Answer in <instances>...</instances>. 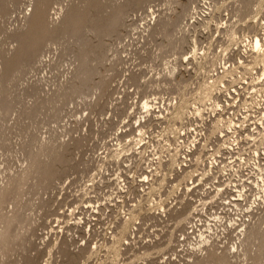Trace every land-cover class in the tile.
Instances as JSON below:
<instances>
[{"label": "rangeland", "instance_id": "rangeland-1", "mask_svg": "<svg viewBox=\"0 0 264 264\" xmlns=\"http://www.w3.org/2000/svg\"><path fill=\"white\" fill-rule=\"evenodd\" d=\"M244 1L48 0L47 21H43L36 13L38 0H0V74H3L0 85L4 84L0 89L8 94L7 100L10 99L9 102L6 100L10 103V111L5 114L6 116L0 109V187L9 185L10 178L22 175L24 169L28 167L31 154H34L36 149L40 157L37 158V162H40L37 166L42 163L39 165L40 168H36L40 169L39 171L32 172L33 174L40 172V176L36 175L39 178L32 173L27 174L26 171L25 174L29 177L23 174L22 178H25L17 184L18 190H11L12 193L0 206L1 215L11 217L14 212L12 215L19 226L18 228L14 220L12 225L5 220L0 222L1 226L3 224L1 229L5 228L4 224L11 226L10 228L6 226L9 228L7 233L10 238L8 236L7 247L1 251L3 257H0L3 260L0 264H44L47 258L48 264H191L200 258L202 260L207 247L220 254L226 253L227 263L215 259L209 262L203 260L198 264L256 262L260 252L257 243L250 246L249 244L241 246L240 242L238 243L239 232L243 227L239 225L241 221L251 218H256L254 220L257 221L260 220L261 213L264 214V194L259 193L255 186L250 187L252 185L250 179H248L250 184L244 185L245 191H242L245 196L240 198L236 196L239 187L231 188L235 181L229 179L224 185L219 183L221 192L212 197L218 183L213 184L212 191L205 188L211 186V180L218 182L217 177L212 176L213 179L207 180L205 175L189 181L187 173L191 175L193 171L188 172L186 167L180 169L174 181L172 178L176 175L174 164L164 167L167 173L164 179H159L158 185L145 192L139 183L144 180V173L148 170L145 165L147 155L132 156L137 140L138 120L142 121L146 115L141 108V102L155 91L163 95L160 101L163 106L169 102V95L173 100L181 97V85L188 86L184 91L186 106L183 114L179 119L170 120L167 126L168 131L178 126V130L185 128L180 130V133L188 131L184 137L183 149L190 147L193 139H196L195 136L192 137L195 126L200 129L206 128L204 133L207 134L214 113L211 111L209 101L211 98L204 100L198 90V85L202 86L206 79V72L197 66V62L202 52L205 55H213L216 49H220L223 55L229 54V48L236 47L234 55H240L238 48L244 35L255 33L254 20L264 8L263 4L259 14L251 19L252 17L241 11ZM254 1L249 0V5ZM242 13L246 17L241 18ZM116 15L119 20L114 19ZM32 18L38 21L35 23L37 26L34 24L35 27L31 22ZM51 21L54 23L51 24ZM40 22L44 28L38 26ZM162 24L166 25L165 29H162L164 28ZM65 29L72 34L64 33ZM23 33L27 37L21 36ZM33 34L36 35L35 39ZM71 35L76 37L73 38ZM171 39L175 43L174 46L176 45L173 50L170 49ZM19 47L22 52L20 50L16 55ZM23 47L25 49H22ZM34 52V59L38 60L33 62L34 65L25 64L27 68L25 66L22 68L24 63H31V60H28ZM85 58L88 61H84ZM203 60L204 58L202 62ZM76 64L84 66L87 64L86 68L90 66L89 68L93 69L88 68L91 75V78H88L91 81L87 78V73L84 74L86 77L82 74L81 78H76L73 72ZM16 68L27 70H17L16 77L9 81L11 77L9 75H12ZM94 68L98 74L94 73ZM171 70L174 73L172 75L169 74ZM91 73H94L93 77ZM132 75L137 78L136 82L129 77ZM77 79L83 82L88 79L89 81L84 82H87L88 89L84 83L81 82L83 86L80 85ZM6 80L8 82H5ZM68 82H73L74 85ZM95 84L98 85L96 88ZM8 86L10 87L7 91ZM69 86L71 91H64V88L70 90ZM78 86L79 90L76 92L75 88ZM216 87L217 83L214 88ZM214 88L212 93L216 90ZM55 91H59V94L61 91L68 94L64 95V100H67L64 102L63 94L61 96L57 92L54 94ZM72 92L81 94L73 95ZM53 95H59L62 99L57 102L51 98ZM68 98L71 100L68 101ZM48 100L52 101L53 106L50 103L49 106L53 107V110L49 109ZM194 101L197 103L199 101L201 108L199 113L190 108ZM53 102H57L56 106L59 107L55 109ZM31 106H34L33 113ZM55 112L59 114H55L57 116L54 117L52 114ZM158 114L159 112L148 113V117H145L150 121L146 126L149 132L146 144L155 150L154 158H159L164 150L161 139L166 133L163 132L166 119L162 118L165 113L160 116ZM192 116L193 118H190ZM218 119L212 121V124L216 123L217 128L220 121ZM172 121L175 124H172ZM219 130L222 131L221 128ZM214 133L208 135L205 140H199L201 146L198 150L203 156L207 155L206 149L210 144L217 142L218 132ZM42 141L44 143L50 141L49 144L58 142L55 147L56 151L60 152L53 150L55 149L53 144L51 151L55 152L54 156L47 158L52 153L50 150L48 155L46 151L39 152L38 147ZM60 142L64 144L59 145ZM110 143L114 144L112 145L114 148ZM261 146L264 149L263 145ZM104 149H107L106 152H110L109 154L114 150L119 154L109 157L107 169L102 167L100 173L97 171L93 178V186L86 190L84 182L93 171H96L95 168L99 165V162H96L97 154ZM29 151H32L30 155ZM43 153L46 155V161ZM163 170L162 168L161 171ZM254 172L253 174H256ZM126 180L129 182L126 183L127 189L121 187L118 182L124 183ZM37 182L41 185L43 182L47 184L39 186ZM235 197L237 198L234 201L239 205L234 206L232 202L228 205V201ZM74 199H78L76 205L84 208L83 213L78 216L82 218L77 224L73 223L68 211L69 205L71 209L74 206L70 204L75 201ZM222 208L228 213L225 211L223 213ZM189 209H191L189 212L194 214L190 217L192 222L194 221L193 225L186 223V220H178L183 217L180 215L181 212ZM126 220L127 227L123 225V221ZM19 223L24 228H21L22 225ZM201 231L203 237L199 235ZM18 232H22L21 235ZM16 234H19L18 240L13 239L17 238ZM262 262L259 264H264V261Z\"/></svg>", "mask_w": 264, "mask_h": 264}, {"label": "built area", "instance_id": "built-area-1", "mask_svg": "<svg viewBox=\"0 0 264 264\" xmlns=\"http://www.w3.org/2000/svg\"><path fill=\"white\" fill-rule=\"evenodd\" d=\"M260 12L261 13L254 20L256 28L255 33L253 35L250 33L245 34L241 41L240 48H238L240 55H234L237 48L233 47L229 48V54L223 53L222 55V51L220 52V49H216V52H213L211 57H203L205 59L203 60L205 64L207 62L209 65L211 59L217 62L216 69L218 74H220V80L217 82L216 90L213 91L211 99L209 100L211 111L214 113L211 123L209 124L210 128L208 127L207 134H205L204 130L206 128H202V130L200 127L195 126L196 131L195 129L192 130V137L195 136L196 139H193L190 147L185 149L182 148L185 141L184 137L188 134V131L183 134L180 133V130L185 129L184 127L180 130H178L179 126L173 127L170 131L167 130L170 120L173 119H167L165 114L168 113L169 109L178 100L174 101L172 96L169 95V102L162 106L160 101L163 95L160 92L155 91L148 97L147 100L152 103V105H155V108H157V105L160 106V108L156 109V112L162 110V112L165 113L164 119H166V121L164 123L166 127H163V129L165 128L163 132L166 133L161 139L162 148H164V150H162V154L159 158H154L155 150L147 146L149 137L148 129L141 141H139V135L137 134L132 156L134 157L135 154L147 155V162L145 165H147L148 170L144 173V180H141V183L138 182L140 186L144 187L143 191L148 192L152 187L158 185L159 179H164L165 177L166 171L164 167L173 166L174 164L176 165V175L172 176L174 181L179 175L180 169H185L186 167L188 168V172L193 171L189 176V181L193 179L196 180L199 177L202 178L205 175H207V180H211L212 176L217 177L219 181L213 182L212 180L210 183L211 186L205 188L207 191H212L213 184L223 183L224 185L229 179L235 181L232 183L231 188L233 189L241 185L242 187L243 185L248 186L250 184L248 179L256 177V174H253L254 169L255 171L257 170V168L253 166L254 161L263 167L264 149H262L261 146L258 148V144L261 139H264V57L261 58L259 54L257 57V51L254 50L251 45L255 35L264 45V8ZM214 75L216 74L214 73ZM194 102V104H190L192 111H195V107L200 108V104H198L197 101ZM214 104H216V106ZM190 118H193V116ZM215 118H219L222 122L219 123L217 130L212 131V121ZM229 120H232V122L226 123V121L229 122ZM172 124H175V122ZM227 125H229L230 128H226ZM220 128L222 132H220ZM217 132L218 134H216ZM213 133L216 134L217 142L210 144L206 149L208 157H205L207 155L203 156L201 151L198 150L199 146H201L199 140H205L208 135L210 136V134ZM112 143L115 142L112 141ZM112 143H110V145H112ZM195 146L198 147L194 149ZM106 151L107 149H104L103 152L97 154L96 162H99V165L96 166V171H93L85 180L84 187L86 190L91 189L93 186V178L97 174V171L100 173L102 167L107 169L109 163L108 159L112 155L109 154L110 152ZM208 165L211 168V172H203L205 168H208ZM156 166L158 168H155ZM161 167L164 169L163 171H161ZM118 177H120V175ZM118 182L121 187L127 189L128 186L126 183H129L127 180L124 181V183ZM69 185L70 183H68V186ZM236 198L237 197L232 199L231 202L233 203ZM74 200L73 203H70L74 206L71 209V205H69L70 208L68 211L73 219V223L77 224V221L82 218L78 216L83 213L84 208L76 205L78 199ZM228 205H230V203ZM138 207H140V205H138ZM130 208L133 207L131 206ZM136 208L137 207H134V209ZM221 210L224 213L225 210L223 208ZM225 212L228 213L227 211Z\"/></svg>", "mask_w": 264, "mask_h": 264}, {"label": "bare ground", "instance_id": "bare-ground-1", "mask_svg": "<svg viewBox=\"0 0 264 264\" xmlns=\"http://www.w3.org/2000/svg\"><path fill=\"white\" fill-rule=\"evenodd\" d=\"M32 1V0H31ZM249 0H245L244 1V6H242V9H241V11L244 13V14H247V16L249 15L250 17H252L251 19H253V17H256V15L257 14H259V11L261 10V8L263 7L262 5L264 4V0H255L253 3H251V5H249V2H248ZM251 1V0H250ZM47 2H48V0H38V4H37V11H36V13H38L37 14V17L39 16V17H42L43 18V21L44 20H46L47 21V18H46V5H47ZM241 3H243V2H241ZM83 4V3H82ZM83 8V7H82ZM81 8V9H82ZM238 8V7H237ZM78 11H80V9H77ZM238 10V9H237ZM75 11V10H74ZM251 14H250V13ZM48 13V12H47ZM76 13H77V11H76ZM76 13H74V14H76ZM242 13V15H240L241 16V18L244 16V17H246V15H244ZM68 14V13H67ZM78 14V13H77ZM80 14V13H79ZM121 14V13H120ZM120 14H118V15H120ZM125 14H126V12H125ZM125 14H123V17L125 16ZM128 14V13H127ZM126 14V15H127ZM241 14V13H240ZM118 15H116V16H114L113 18L114 19H116V18H118ZM31 17V16H30ZM33 17V16H32ZM36 17V16H35ZM35 17H33V18H35ZM32 18V23H33V27H35L34 26V24L37 22L38 23V21H35L36 19H33ZM71 18V17H70ZM125 18V17H124ZM124 18L122 19L123 20V22H124ZM31 19V18H30ZM41 19V18H40ZM126 19V18H125ZM69 20V19H68ZM71 20V19H70ZM117 20H119V18L117 19ZM243 20V19H242ZM28 21V20H27ZM40 21H42V20H40ZM49 22H50V20H48ZM110 21H111V19H110ZM116 22V21H115ZM29 23V22H28ZM27 23V24H28ZM45 23V22H44ZM53 23H54V21H53ZM52 23V21H51V24H53ZM67 23H69V22H67ZM112 24V23H111ZM117 25L118 23H114V25ZM161 24V23H160ZM36 25V24H35ZM63 25V24H62ZM67 25V24H66ZM122 25H123V23H122ZM37 26V25H36ZM38 26H42L43 27V25H42V22H40V25H38ZM47 26V25H46ZM48 26H49V23H48ZM162 26H163V24H162ZM165 26L166 25H164L163 27L164 28H162V29H165ZM52 27V26H51ZM86 27V26H85ZM110 27V26H109ZM44 28V27H43ZM47 28V27H46ZM63 28V27H62ZM67 28H68V25H67ZM89 28V27H88ZM24 29V28H23ZM48 29V28H47ZM87 28H85V30H86ZM37 30V29H36ZM41 30V29H40ZM46 30V29H45ZM56 30V29H55ZM74 30H76V29H74ZM230 30H232V29H229V31ZM43 31V30H42ZM87 31H89V29L87 30ZM93 31V30H92ZM228 31V30H227ZM33 32H35V31H33ZM38 32V31H37ZM37 32H35V33H37ZM53 32V31H52ZM67 31H66V29H65V32L64 33H66ZM69 32V31H68ZM66 33L67 35L70 33V34H72V32L70 31L69 33ZM84 32V31H83ZM109 32V31H108ZM165 32V31H164ZM163 32V33H164ZM25 33V32H24ZM24 33L23 34H21V36L23 35V37H27V36H25L24 35ZM64 33H62V34H64ZM74 33V32H73ZM86 33V32H85ZM94 33V32H93ZM110 33H112V32H110ZM113 33H114V31H113ZM228 33H230V32H227V34ZM26 34V33H25ZM77 34V33H76ZM108 35H109V33H107ZM34 35V34H33ZM66 35V36H67ZM164 35V34H163ZM169 35V33H167V35L166 36H168ZM19 36V35H18ZM31 36V35H30ZM35 36L36 35H34V37H33V39H35ZM38 36H40V34L38 35ZM51 36V35H50ZM49 36V37H50ZM72 36V35H71ZM107 36V35H106ZM109 36H111V34L109 35ZM229 36V35H228ZM22 37V38H23ZM45 37V36H44ZM73 37V36H72ZM74 37H76V36H74ZM73 37V38H74ZM88 37V36H87ZM40 38V37H39ZM39 38H37V39H39ZM42 38H43V33H42ZM55 38V37H54ZM80 37H78V39H79ZM21 39V38H20ZM24 39V38H23ZM32 39V38H31ZM56 39H58V38H56ZM55 39V40H56ZM81 39V38H80ZM50 40H53V39H50ZM181 40H183V39H181ZM46 41V40H45ZM49 41V40H48ZM48 41L46 42V43H48ZM78 41V40H77ZM16 42V41H15ZM35 42V41H34ZM33 42V43H34ZM184 42V41H183ZM21 43V46H23L22 45V41L20 42ZM20 43H19V45L18 46H20ZM25 43V42H24ZM40 43V42H39ZM78 43V42H77ZM170 44H171V50H173V49H175L176 47V45L174 46V44L175 43H173V39H171L170 40V42H169ZM18 44V43H17ZM37 44V43H36ZM71 44V43H70ZM46 45V44H45ZM86 45V44H85ZM84 45V46H85ZM251 45H252V48L254 49V50H256L257 51V57H258V54H259V56L261 57V58H263L264 57V45L262 44V42H261V40L255 35V37L253 38V40H252V42H251ZM83 46V47H84ZM17 47V46H16ZM17 49V48H16ZM15 49V50H16ZM22 49H25L24 47L22 48ZM194 49V48H193ZM20 47L18 48V50L16 51V55L17 54H19L20 53ZM80 50V49H79ZM196 50V49H195ZM194 50V51H195ZM25 51V50H24ZM204 51V50H203ZM12 52V51H11ZM21 52H22V50H21ZM40 52V51H39ZM102 52V51H101ZM174 52V51H173ZM14 53V52H13ZM41 53V52H40ZM93 53V52H92ZM29 54V53H28ZM206 54H208V52L206 53ZM212 54V53H211ZM14 55V54H13ZM104 55V54H103ZM210 55V54H209ZM209 55H205V53L204 52H202L200 55H199V58H200V60L197 62V66H199L200 68H202V69H205V76H206V79L204 80V83L202 84V86H200V85H198V90H200L199 92L201 93V96L202 97H204L203 99L205 100L206 99V101L207 100H209L210 98H211V95H212V89L216 86V83L220 80V74H218V72H217V69H216V62H215V60L214 59H211V61L209 62V65L207 64V66H206V64H205V62H202V58L203 57H207V56H209ZM6 56H7V54H6ZM9 56V55H8ZM34 56H35V52L34 53H32V55H31V57H30V59L28 60V61H30L31 63H29L28 61V63H24V65H22V68H24L23 66H25V64H27V65H34V63L38 60L37 58V60H35L34 59ZM212 55H210L209 57H211ZM29 57V56H28ZM86 57V56H85ZM6 59H7V57H5ZM10 58H11V56H10ZM103 57H101V59H102ZM161 58V57H160ZM196 59H197V57H195ZM4 59V58H3ZM28 59V58H27ZM82 59V58H81ZM80 59V60H81ZM84 59V58H83ZM87 58H85V60L84 61H88V60H86ZM98 59V58H97ZM100 59V58H99ZM34 60V61H33ZM75 60H76V58H75ZM205 60V59H204ZM23 61H24V59H23ZM40 61V60H39ZM38 61V62H39ZM97 61V60H96ZM8 62V61H7ZM7 62H5V63H7ZM25 62V61H24ZM34 62V63H33ZM18 63V62H17ZM33 63V64H32ZM77 63H79V62H77ZM81 63V62H80ZM83 63V62H82ZM97 63V62H96ZM102 63V62H101ZM203 63H204V65H203ZM12 64H14V63H12ZM20 64H23V63H20ZM20 64H18L19 66H20ZM6 65H8V64H6ZM30 65V66H31ZM77 65L78 64H76V67H75V69H76V71H75V69H74V73L76 74L75 76H77L76 78H78V77H80L82 74V76L83 77H86V75H84V74H86L87 73V78L89 77V78H91V75H90V72H89V70H88V68L90 67V66H88V68H86L85 66H87V64H85V66H84V64H81V65H78V67H77ZM15 66H17V65H13V67H15ZM202 66V67H201ZM18 67V66H17ZM21 67V66H20ZM26 67V66H25ZM9 68V67H8ZM12 68V67H11ZM21 68V70H25V69H22ZM29 68V67H28ZM32 69H33V67H31ZM90 70H93L92 68H89ZM171 69H173V68H171ZM6 70H9V69H6ZM20 70V68H16L15 69V71L14 72H12V75H9V76H11L10 77V79H8L9 81L13 78V77H16V72H18V71ZM20 70V71H21ZM27 70V69H26ZM25 70V71H26ZM88 70V71H87ZM97 69L96 68H94V73L96 74V71ZM88 72H89V74H88ZM1 73H2V70H1ZM21 73V72H20ZM20 73H18V74H20ZM94 73H91L92 74V77L94 76L93 74ZM214 73L216 74V75H214ZM6 74V73H5ZM97 74H98V72H97ZM169 74H174L173 73V70H171V71H169ZM1 75H3V74H0V76ZM15 75V76H14ZM90 75V76H89ZM23 76V75H22ZM75 76H73V77H75ZM2 77V76H1ZM73 77H71V78H73ZM134 82H136L137 81V78L136 77H134L133 75L132 76H129ZM9 78V77H8ZM75 78V79H76ZM81 78V77H80ZM79 78V79H80ZM88 78V79H89ZM1 80H0V82L1 81H3L2 79H3V77L2 78H0ZM15 79V78H14ZM14 79H13V82H14ZM86 80L85 79V81H89V80ZM8 80H6L5 82H8ZM71 81L73 80V79H70ZM78 80V79H77ZM16 81V80H15ZM78 81H80V80H78ZM84 81V82H85ZM91 81V80H90ZM99 81V80H98ZM97 81V84L101 81H99L98 82ZM17 82V81H16ZM81 82L82 83H84L83 82V80L82 81H80V85H82L83 86V84H81ZM201 82V81H200ZM2 83V82H1ZM11 83H12V81H11ZM69 83H71V82H68V84ZM87 83V82H86ZM86 83H84L85 85L84 86H86ZM169 84H171L170 82H168ZM5 84H8V83H5ZM71 84H73L74 85V83L72 82ZM186 84V83H185ZM75 85H77V84H75ZM102 85V84H101ZM178 85V84H177ZM190 85V84H189ZM1 86V88H2V86H4V84L3 85H0ZM59 86H61V85H59ZM62 86H63V84H62ZM61 86V87H62ZM68 86V85H67ZM81 86V87H82ZM89 86V85H88ZM98 86V85H94V88H96V87ZM176 86V85H175ZM10 86H8V87H6V90H7V88H9ZM60 87V88H61ZM63 87H66V85H64ZM70 87V90H68V88H64V91L65 90H67L68 92H70L71 91V86H69ZM75 87V86H74ZM101 87V86H100ZM181 88H180V90H181V92H182V94H180L181 95V97H179L177 100L178 101H176L175 102V104L169 109V111H168V113H166L165 114V116L167 117V119H169V118H174V119H179L180 118V116H181V114H183V110L185 109V106H186V97H185V93H184V91H185V89H186V87H188V86H180ZM60 88H58V89H60ZM3 89H5V87H3ZM81 89V88H80ZM85 89V88H84ZM86 89H88V87L86 86ZM191 89V88H190ZM197 89V88H196ZM196 89H195V91H196ZM216 88H214V90H215ZM57 90V89H56ZM62 90V89H61ZM74 89H73V87H72V91H73ZM75 90H76V92H77V90H79V86L78 87H76L75 88ZM179 90V91H180ZM8 91V90H7ZM63 91V90H62ZM62 91H61V94H59V91L57 92V91H55V93L54 94H59L60 96L63 94V99L62 98H60L59 97V95L57 96H55V95H53L54 97H51V98H53V99H55L57 102L59 101V99L61 100H64V97L65 96H67L68 94H66L65 92H63L62 93ZM83 90L81 89V91L80 92H82ZM178 91V90H177ZM189 91V90H188ZM57 92V93H56ZM74 93V92H72L71 94H73V95H75V94H81V93ZM87 92V91H86ZM180 92V93H181ZM191 93V92H190ZM193 93V92H192ZM66 94V95H65ZM189 94V93H188ZM65 95V96H64ZM83 95V94H82ZM81 95V96H82ZM6 96H8V94L7 93H3V90L2 89H0V109H1V112H2V114H8V112L10 111V103H8L9 102V98H8V100H7V98H6ZM69 96H71V95H69ZM83 97V96H82ZM146 97V96H145ZM46 98V97H45ZM48 98V97H47ZM46 98V99H47ZM73 98V97H72ZM176 98V97H175ZM2 99H4V100H2ZM49 99V98H48ZM53 99H50V100H53ZM58 99V100H57ZM69 99V98H68ZM6 100L8 101V102H6ZM50 100H48L47 102H48V106L51 104V106H53L52 105V101L51 102H49ZM55 100H54V102H55ZM67 100V99H66ZM66 100H64V102L66 101ZM71 99H69L68 101H70ZM175 100V99H174ZM44 102H45V100H44ZM53 102V103H54ZM57 102L56 103H54V107H55V109L56 108H58L59 106L57 105L56 106V104H57ZM50 103V104H49ZM173 103V102H172ZM199 103V102H198ZM34 104V103H33ZM40 104H42V103H40ZM191 104H193V103H191ZM42 105H44V104H42ZM42 105H39L40 107L42 106ZM46 106H47V104H45ZM215 106H216V104H214ZM51 106H49L50 108L49 109H52L53 107H51ZM32 107V106H31ZM34 107V106H33ZM33 107L31 108V110L33 109ZM156 106L155 105H152V103H150L148 100H147V98L145 99V100H143L142 102H141V108L144 110V112H145V116H143V119H142V121L139 119L138 121H139V123H138V125L139 126H137L138 127V135H139V141H141V139H143L142 137H143V135L147 132L146 130H145V128H146V126H148V122L150 123V121H149V119L148 118H145L147 115H148V113L149 114H151V113H154V112H156V109L157 108H160V106L159 105H157V108H155ZM196 109H195V111L197 112V113H199L200 112V109H199V107H195ZM153 109V110H152ZM167 109V108H166ZM35 110H36V108H35ZM53 110V109H52ZM59 110V109H58ZM58 110H56V111H58ZM168 110V109H167ZM55 111V110H54ZM54 111H52V113L54 112ZM59 112V111H58ZM157 112H159V116H160V114H163V112H162V110H158ZM32 113H33V110H32ZM35 113V112H34ZM55 114H57L56 112L54 113V114H52V116H54ZM59 114V113H58ZM57 114V115H58ZM5 115V116H6ZM57 115H55V116H57ZM54 116V117H55ZM164 116V115H163ZM148 117V116H147ZM158 117V116H157ZM162 118H164V117H162ZM147 119V120H146ZM217 120V119H216ZM220 120V119H219ZM147 121V122H146ZM215 121V120H214ZM221 121V120H220ZM220 121H219V123H220ZM228 122V121H227ZM232 122V120H229V123H231ZM215 122L212 124V126H211V129H212V131H215L216 129H217V125L215 126ZM133 126V125H132ZM226 127H229L230 128V126H226ZM169 128V127H168ZM210 128V127H209ZM137 129V128H136ZM147 129V128H146ZM211 132V131H210ZM222 132V131H221ZM115 136V135H114ZM120 137V136H119ZM119 137H117V140H118V138ZM136 139H137V137H136ZM54 140V139H53ZM111 140V139H110ZM120 140V139H119ZM122 140V139H121ZM209 140V139H208ZM52 141V140H51ZM135 141V140H134ZM138 141V142H139ZM32 142V141H31ZM46 142V141H45ZM50 142V141H49ZM49 142L47 141V143L49 144ZM122 142V141H121ZM41 143V145L39 144V146L40 147H38L39 148V152H45L46 151V154L48 155L49 154V152L52 150V148L54 147L55 149H53L55 152H57L56 151V147H57V143L56 144H54V142H53V144H54V146L52 147V145L53 144H51V147H50V144L49 145H47V143H44L43 141L42 142H40ZM64 143H61L60 142V144L59 145H63ZM116 144V143H115ZM55 145H56V147H55ZM112 145H114V144H112ZM111 145V146H112ZM231 145V144H230ZM261 145H263V147H264V139H261V141H260V143H259V145L258 146H261ZM59 147V146H58ZM62 147V146H61ZM262 147V146H261ZM112 148H114V146H112ZM117 148V147H116ZM115 148V149H116ZM120 148V147H119ZM119 148H117V149H119ZM123 148V147H122ZM230 148V147H229ZM228 148V149H229ZM58 149V148H57ZM37 151H38V149H36ZM35 150V153L33 154L32 153V151H29V155H30V152L33 154H31V157L28 155V157H30V159H29V164H28V167H26L25 169H24V171H23V173H22V175L21 176H14V177H12V178H10L11 179V182H10V184L9 185H7V186H4V187H0V206L2 205V203H4L5 202V200H6V198L12 193L11 192V190L13 191V189L15 190H18V185L17 184H19V181H21V179H23V178H25V177H23L22 178V176H23V174H25L26 173V171H27V174L29 173V174H31L32 172H37V171H39L40 169H36L37 167H39L40 168V166L39 165H41V164H39L38 166H37V164L38 163H40V162H37L38 161V159L37 158H39L40 159V157H39V153H37V151ZM50 150V151H49ZM60 150V149H59ZM110 150V149H109ZM47 151H48V153H47ZM54 151H51V153H52V155L51 154H49L48 156H47V158H49V156L51 157V156H54L53 154L55 153ZM124 151V150H123ZM60 151H58V153H59ZM121 152V151H120ZM119 153H118V151H116V150H114V151H112V153H111V155L112 156H115V155H118ZM40 155H42L41 153H40ZM43 155H44V153H43ZM56 155V154H55ZM45 156L46 155H44V160L45 159H47V158H45ZM57 156H58V154H57ZM106 156V155H105ZM43 156H41V158H42ZM56 157V156H55ZM51 158H53V157H51ZM50 158V159H51ZM57 158V157H56ZM49 159V160H50ZM42 160V159H41ZM44 160H42V161H44ZM40 161V160H39ZM46 161V160H45ZM54 161V160H53ZM47 164H48V160H47V162H46ZM58 163V162H57ZM43 164H44V162H43ZM46 164V165H47ZM54 164V163H53ZM59 164V163H58ZM45 165V164H44ZM64 165V164H63ZM253 165L257 168V170L255 171L256 172V177L254 178V177H251L250 178V182L252 183V185H250V187L252 188L253 186H255L257 189H258V192L259 193H262V195L264 194V165H263V167L262 166H260L259 165V163H256L255 161H254V163H253ZM43 166V165H42ZM47 167V166H46ZM43 168H41V170H42ZM162 169V168H161ZM37 170V171H36ZM44 171V170H43ZM206 171H210L211 172V168H210V166L208 165V168H205L204 170H203V172H206ZM45 172V171H44ZM43 172V173H44ZM58 172V171H57ZM191 172V171H190ZM254 172V173H255ZM27 174H25L24 176H27ZM33 174V173H32ZM37 174H39V176H40V172L39 173H35V174H33L34 176H36ZM183 174V173H182ZM184 174H186V173H184ZM33 175H31V176H33ZM54 175V177H55V174H53ZM53 175H51V176H53ZM58 175V174H57ZM167 175V174H166ZM187 175H189L190 176V174L189 173H187ZM39 176H36L37 178H39ZM45 176V175H44ZM181 176V175H180ZM27 177H29V175L27 176ZM67 177V176H66ZM187 177V176H186ZM214 178H215V176H214ZM47 179V178H46ZM45 179V180H46ZM50 179H52V177L50 178ZM213 179V178H212ZM39 181V180H38ZM43 181H44V179H43ZM212 181V180H211ZM22 182V181H21ZM21 182H20V184H21ZM9 183V182H8ZM38 183V182H37ZM44 184H47V182L45 183V182H43ZM42 183V185L44 186V184ZM53 183V182H52ZM40 183H38V185H39ZM34 185V184H33ZM41 185V184H40ZM39 185V186H40ZM41 185V186H42ZM219 185H221V184H218V185H215V187H216V189H215V191H214V195L212 196V197H215V196H217L220 192H221V188L219 187ZM12 186H16V187H12ZM21 186V185H20ZM156 186V185H155ZM214 186V185H213ZM11 187V188H10ZM176 188V187H175ZM244 185H243V187L242 186H239V189H238V197L240 198L241 196H245V194H244V192L242 193V191L244 190ZM68 189V188H67ZM245 191V190H244ZM152 193V192H151ZM173 196V195H172ZM212 197H210V198H212ZM262 197V196H261ZM260 197V198H261ZM238 198V199H239ZM263 199V198H262ZM212 200V199H211ZM211 200H210V202H211ZM255 200V199H254ZM151 201V200H150ZM229 203H231V201H228ZM254 202V201H253ZM262 202V201H261ZM205 203V202H204ZM232 205L233 204H235V205H239L238 204V202H233V203H231ZM160 206H161V204H159ZM234 205V206H235ZM259 206V205H258ZM262 207H263V204H262ZM261 208V207H260ZM197 209V208H196ZM130 210V209H129ZM191 209H189L188 211H183V212H181V214L180 215H182L183 217L180 219H178V220H186V223H190L191 225H193L194 223V221L192 222V220L190 219V217L192 216V215H194L193 214V212H189ZM16 211H18V210H16ZM15 211V212H16ZM21 211V210H20ZM19 212V211H18ZM18 212H16L17 214H18ZM133 212V211H132ZM12 213V212H11ZM14 213V212H13ZM12 213V214H13ZM11 214V217H9V215H4V214H0V222L2 221V222H4V220H5V222H8V224H10L11 223V225H12V221L14 220L15 222H16V219H14L15 217L13 216ZM19 214H20V212H19ZM192 214V215H191ZM262 214V216H261V218H260V220H254V219H256V218H251V219H247V220H242L241 221V223L239 224V225H241V226H243L242 227V229L240 230V232H239V241H238V243L240 242V245L242 246V245H245V246H247L246 244H249V246L252 244V243H255L254 245H256V243H257V245H258V247H259V251L260 252H258V255L259 256H257L258 258H257V260H256V262H253V263H257V264H259L260 262L261 263H263L262 261H264V214L263 213H261ZM4 215V216H3ZM15 216H16V214H14ZM25 215V214H24ZM23 216V215H22ZM26 216V215H25ZM18 217H19V215H18ZM18 217H16L17 219H19ZM24 217V216H23ZM133 217V216H132ZM131 217V218H132ZM179 217V216H178ZM138 218V217H137ZM21 219H22V217H21ZM25 219V218H24ZM218 219V218H217ZM26 220V219H25ZM18 221V220H17ZM20 221V220H19ZM217 221V220H216ZM15 222H13V223H15ZM22 222V221H21ZM20 222V223H21ZM25 222V221H24ZM23 222V223H24ZM17 223V222H16ZM19 223V225H22V224H20ZM8 224H6V226H9ZM25 224V223H24ZM196 224V223H195ZM123 225L124 226H126L127 227V225H128V220H126L125 222L123 221ZM6 226H5V224H4V229L2 228L1 229V227H3V224H2V226L0 225V256H2V253H1V251L3 252L4 251V248L5 247H7L6 245H7V242H6V240H7V238H8V236H9V233H7V230H9V228L11 227V226H9V228L7 229L6 228ZM17 226H18V223H17ZM123 226V227H124ZM121 227H122V225H121ZM192 227V226H191ZM18 228H19V226H18ZM18 228H17V230H16V232L18 231ZM21 228H24L23 227V225L21 226ZM20 228V229H21ZM122 229V228H121ZM192 229V228H191ZM185 230V229H184ZM22 231H23V229H22ZM196 231V230H195ZM12 232V231H11ZM123 232V231H122ZM18 233H20V232H18ZM22 233V232H21ZM21 233H20V235H21ZM203 232L201 231L200 232V236L201 237H203L202 234ZM12 235V234H11ZM18 235L19 234H16V236H17V238H13V239H16V240H18ZM9 238H10V236H9ZM24 238V237H23ZM116 238V237H115ZM237 238V239H238ZM117 239V238H116ZM115 239V240H116ZM119 239V238H118ZM204 239L205 238H203V241H204ZM207 239V238H206ZM208 240V239H207ZM7 241H9V239L7 240ZM112 242V241H111ZM119 242V241H118ZM12 243V242H11ZM10 243V244H11ZM14 243V242H13ZM56 243V242H55ZM199 243H200V241H199ZM120 244V243H119ZM121 245V244H120ZM203 245V244H202ZM117 246H118V244H117ZM113 247H114V245H113ZM116 247V246H115ZM214 247V246H213ZM257 246H256V249L258 248ZM118 248V247H117ZM252 248V247H251ZM8 249H9V247H8ZM115 249V248H114ZM205 249H207V251L206 252H204L205 253V255H203V257H202V260H200V259H198V260H195V262H193V263H191V264H198V262H200V261H203V260H205V261H207V262H209V261H214L215 259H217L218 261H223V262H226L227 261V256L225 255V254H223V253H217L214 249H212L211 247H207V248H205ZM239 249V248H238ZM204 250V249H203ZM5 251H7V250H5ZM82 251V250H81ZM245 251H246V248H245ZM258 251V250H257ZM49 253L50 252H48V255H49ZM260 253V254H259ZM257 254V253H256ZM5 256V255H4ZM3 257V256H2ZM2 257H0V261H2L1 260V258ZM256 257V256H255ZM0 263H2V262H0ZM49 263V260H48V258L45 260V262H44V264H48ZM227 263V262H226ZM252 263V264H253ZM83 264V263H82Z\"/></svg>", "mask_w": 264, "mask_h": 264}]
</instances>
